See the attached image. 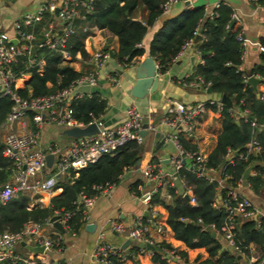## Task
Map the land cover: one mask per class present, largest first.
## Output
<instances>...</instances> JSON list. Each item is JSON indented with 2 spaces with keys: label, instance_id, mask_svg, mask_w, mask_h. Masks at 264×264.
Returning <instances> with one entry per match:
<instances>
[{
  "label": "trees",
  "instance_id": "16d2710c",
  "mask_svg": "<svg viewBox=\"0 0 264 264\" xmlns=\"http://www.w3.org/2000/svg\"><path fill=\"white\" fill-rule=\"evenodd\" d=\"M163 1L165 0H91V10L81 11L83 18L75 21V33L67 40L65 49L70 59L88 60L94 52L108 50L121 67L134 64L144 53L137 44L141 42L147 27L161 15L160 4ZM262 1L264 0H258V3ZM139 7L144 11L141 20L135 19V12ZM231 13V8L224 3H219L212 15L207 17L201 5L184 7L178 14L162 20L148 44L147 52L157 61L159 71L163 72L178 54L181 45L194 39L195 32H199L201 39L197 52L202 62L193 67L192 75L209 81L208 92L214 91L224 95L232 107L246 110L251 119L259 125V129L254 130L250 121L236 118L229 106L223 103L221 132L217 136L215 147L206 158V165L211 168L222 167L220 176H229L224 181V185L229 186L235 185L248 167L253 174H248L245 181L254 192L263 191L264 195V90L262 93L254 91L245 81L250 75L264 76V53H260L261 63L254 65L248 73L239 69L242 46L236 40V34L240 27L235 21L231 23ZM90 24L97 28L94 35L82 30ZM92 42L98 47L93 48ZM258 42L264 49V37H259ZM37 54L43 55L44 58L41 73H37L35 68H27L25 58L21 57L11 66L15 73L22 71L29 74L28 81L21 88L15 89L19 96L51 93L67 86L79 75L70 67L61 66L57 53L42 50ZM10 105L8 96L0 95V124L4 121ZM104 106V100L92 94L71 103L74 118L83 124L91 117L98 118ZM252 135L260 145V151L223 166L222 158L226 149L236 153L242 152L244 143ZM140 150V143L127 141L113 156H103L94 164L79 169L73 179L59 177L55 188H59L60 192L51 196L46 206L34 205L29 208L28 199L23 194L9 199L0 205V233L16 231L27 220L42 222L51 217L54 211H73L78 192L92 195L95 193L92 189L95 185L117 183L120 175L134 167L140 159ZM10 174V164L2 155L0 144V185L9 179ZM178 174L192 188L196 204L189 205L183 197L171 192V203L164 205L167 212L165 223L173 238L183 243L186 249L202 248L207 257L202 261L194 260L188 263L184 251H176L160 241L153 244L150 255L152 264H179L173 256L167 255L166 251H172V255L178 256L183 264H236V256L227 250L222 251L220 242L211 237V230L208 228L213 225V231L218 234L223 229L224 212L219 207H213L212 203L218 201L217 196L223 197L225 189L220 188L215 181L197 177L184 166ZM70 176H73L72 172ZM157 195L155 193L150 202L157 201ZM80 217V213L75 212L68 219L67 226L70 230L76 231L82 225ZM197 218L200 219V224L196 223ZM204 225L206 227L203 228ZM235 234L244 254L248 253V245L253 243L258 248L256 260L264 257V219H261L259 227H255L253 222L241 221L235 228ZM125 260L122 264H125ZM0 264H10V260L0 261ZM261 264H264V260Z\"/></svg>",
  "mask_w": 264,
  "mask_h": 264
},
{
  "label": "built area",
  "instance_id": "2783aa9c",
  "mask_svg": "<svg viewBox=\"0 0 264 264\" xmlns=\"http://www.w3.org/2000/svg\"><path fill=\"white\" fill-rule=\"evenodd\" d=\"M190 2V0H186ZM247 2L258 4V0H246ZM177 0H165L160 4L161 15H167L172 5ZM91 0H41L35 9L25 11L19 19L13 21L14 38L10 41L4 34L0 33V95L8 96L11 101L10 109L0 124V130L4 131L0 139L1 153L9 161L10 177L0 185V205L19 194H29L35 199L36 205L42 206L43 198L51 196L56 189L55 184L59 177H70L73 179L77 171L89 164H94L103 156H113L117 150L127 141L141 142L140 130L144 123V116L135 107L129 106L125 109V116L121 122L114 127H106L99 118L91 119L83 124L73 116L71 103L80 99L88 92H83L80 87L87 86L88 89L94 87L99 76L96 72H86L79 74L67 86L57 89L51 93L39 96L21 97L16 92L17 83L26 77V72H13L11 66L21 57L25 58L27 68H35L37 73H41L44 66L43 55H38L39 51L57 53L61 63L72 61L65 49L67 40L75 33V21L82 19L81 11L91 10ZM264 6V1L260 3ZM218 4L216 5V7ZM230 21H236V15L231 13ZM56 22V24H55ZM97 30L95 26H92ZM227 27V25L225 26ZM83 32L89 33L90 27H84ZM199 32H195V35ZM236 40L243 46L241 31L236 34ZM193 39L183 43L180 47L178 57L183 50L192 44ZM139 47V44H137ZM110 51L100 50L94 52L90 57L92 65L101 69L110 59ZM172 59L171 62H173ZM202 62V61H201ZM157 72L159 65L154 61ZM253 76L254 75H250ZM113 87H119L120 82L116 71L106 73L104 76ZM255 77L263 78L255 75ZM196 81L189 82L190 85L198 84L206 89L209 81H204L202 77L196 76ZM247 79V78H246ZM245 79V81H246ZM182 85H187V77L181 81ZM263 92V91H262ZM261 92V93H262ZM215 106L216 111L221 112L223 105L220 102H194L185 104L177 100L169 101L165 111L161 113L159 124L167 127L171 132L163 135V140L171 142L176 149L177 158L172 160L173 171L177 172L183 167L185 161L189 162L186 169L194 172L197 177L207 181H216L220 188L225 189V193L218 201H213V207H219L224 212L222 231L220 233L224 247L234 253L243 255L235 228L238 218L244 217L249 222H253L255 227H259L261 219H264V200L260 207L256 206L249 198L239 193V189L250 187V184L242 178L233 186L224 185L225 179L229 176H216L214 170L206 165V158L195 150L186 149L180 142V138L192 137L200 117L211 107ZM230 110V109H229ZM242 118L250 121V126L254 130L259 129L252 119H248L245 110L241 114ZM28 118L29 123L25 124L24 119ZM94 123L97 132L70 138L66 142L55 144L41 143V129L43 125H53L61 130L72 127H84ZM240 153L226 149L224 153L225 164H231L235 159H244L249 154H257L260 145L251 138L243 145ZM51 155L50 167L46 166V156ZM73 176H70V173ZM141 176L152 183V186L143 192L139 199L150 209V217L135 218L130 225H124L116 219H108L107 227L109 231L117 234H124L127 239L141 241L145 246L151 245L148 229L154 224L155 211L151 208L150 199L159 188L165 185V178L170 177V173L161 170L159 164L149 163L140 170ZM253 174V173H251ZM113 183L95 185L92 195H86L83 191L78 192L73 211L58 212L57 220L64 231H67V221L75 213H80L82 224L87 223L88 211L94 205L98 195H107L111 192ZM182 195L187 197L190 205H195L196 201L192 190L181 183ZM78 199V200H77ZM50 218V217H49ZM49 218L42 222L27 220L16 231H3L0 233V261L15 258L22 264H60L53 263L49 258L50 253L60 248L59 238L54 236L48 227L51 226ZM196 223L200 224L199 218ZM206 225L203 226V228ZM208 228L213 231L214 226ZM157 232L161 233V227H157ZM73 234V232H72ZM97 242L89 256L92 264H122L124 255L117 248L105 242L103 232L97 233ZM24 242L32 246H41L40 253H32L26 250L23 256L14 255V249ZM145 250V247L141 249ZM251 244L248 245V252L252 251ZM180 264L182 260L172 255V251H166ZM255 257H249V264H261Z\"/></svg>",
  "mask_w": 264,
  "mask_h": 264
},
{
  "label": "crops",
  "instance_id": "0c3cea01",
  "mask_svg": "<svg viewBox=\"0 0 264 264\" xmlns=\"http://www.w3.org/2000/svg\"><path fill=\"white\" fill-rule=\"evenodd\" d=\"M184 1L185 0L175 2L167 15L158 16L153 24L147 27L139 43V47L144 50L141 58L148 56V44L164 18L178 14L184 7L198 5L203 6L204 15L206 17L211 16L216 5L224 3L228 5L232 13L236 15L235 22L240 27L243 38L239 69L248 73L254 65L261 63L260 53H264V49L259 44L258 38L264 37V6L260 3L254 4L246 0H190L187 5L184 4ZM40 2L41 0H0V33L4 34L10 41H13V21L19 19L25 11L35 9ZM143 15L144 11H142L140 7L137 8L135 19L141 20ZM92 26L94 25H88V27H90L89 33L94 35L97 30ZM200 39H193L192 44L186 47L173 62L168 63L163 72L158 70L157 89L143 98H134L130 96L129 93L130 87L135 80L134 67L141 58L128 67H121L116 63L114 58H111L112 65H110L108 61L99 70L92 65L89 59L80 60L75 58L70 62L61 63V66H68L79 74L86 72L98 73L99 80L97 84L86 91L89 93V96L84 95L83 97H90L92 94L104 100L105 106L103 112L98 116L104 126L114 127L123 120L125 109L129 106H133L144 116L143 122L147 123L148 128L144 140L141 139L140 142L141 150L140 159L138 160L139 164L136 165L135 163L134 167L125 170L120 175L117 183H115L109 194L97 196L94 205L88 211L87 223L82 224L76 231L67 229V231L60 232L52 227V225L48 227V230L59 238L60 243V248L49 255L53 263L92 264L89 254L97 242V233L102 231L104 236L103 240L121 251L126 259L125 264H152L150 255L153 249L147 248V245L145 246L141 241L127 239L124 234H117L109 231L106 222L108 219H116L124 225H130L135 218L150 217V209L139 199V196L152 186V183L147 182L140 174V170L149 163L159 164L163 172L171 174L170 177L167 176L165 178V185L156 192L158 194V200L150 202L151 208L155 211L153 218L154 224L148 229L152 243L163 241L176 251H184L188 263L194 260L202 261L207 257L206 252L202 248L186 249L183 243L173 238L172 232L165 223L167 212L164 205L171 203L172 198L170 193L172 192L184 198L185 195L181 194L183 192L181 183L188 186L191 190L192 188L187 185L183 177L178 174V171H173L172 160L177 158V152L171 142H165L163 140V135L171 132V130L159 124L160 115L165 111L171 100H177L185 104L212 101L213 103L220 102L223 105L220 101V93L214 91L208 92L207 88L204 89L198 84L190 85L189 83L196 81V76L192 75L193 67L201 63V58L197 52V45ZM92 45L93 48L98 47L95 42H92ZM154 61L156 60L154 59ZM112 71H116L120 82L119 87H113L104 77L106 73ZM128 72L130 73L128 74ZM184 77H187L189 84L182 85L181 81ZM256 78L260 79L261 82L256 84L255 90L261 93L264 90V79L259 77ZM28 79L29 74H26V77L17 83V87L21 88ZM229 109L236 118H242L241 114L244 110L232 107L231 104ZM245 115L248 119H251L246 110ZM24 123H29L28 118L24 119ZM152 124L154 125L153 129L149 127ZM155 132H159L160 137L155 139ZM220 132L221 112L216 111L215 106L211 105L200 117L193 136L188 138L182 137L180 141L184 148L187 147L186 149L195 150L207 158L208 154L215 147L216 139ZM67 138L69 137H62L59 143L66 142L68 140ZM41 143L44 145L50 142H45L41 137ZM222 163L224 166V155ZM183 166L185 168L188 167L189 162L185 161ZM221 168L222 167L213 168L215 172L214 175L219 177L220 171L222 170ZM250 173L252 172L248 168L247 175ZM245 178L242 179L245 180ZM262 189H264V186ZM59 192L60 189H56L51 196L57 195ZM239 193L249 198L250 201L258 207L261 206L264 200L263 191L254 192L251 186L239 189ZM23 195L28 199L27 205L29 208L36 205L33 196L26 193H23ZM51 196L43 198L42 201L44 204H42V206L48 204V200ZM219 198V196L216 197L217 200ZM185 200L187 201V197ZM241 221L249 222L246 218L239 217L237 225ZM86 224L93 225L91 230L85 229ZM158 226L162 229L161 233L156 231ZM214 237L220 242L222 251L227 250L236 256V264H249L250 256L257 259L258 248L255 244L251 243L253 248L252 251H249L247 254L239 255L224 247L220 234L214 232ZM126 240H128V242L124 244ZM123 244L124 246L122 247ZM153 244L150 246L154 248ZM143 246L145 247L144 251L141 250ZM26 250L24 246L20 245L14 249V255L23 256ZM9 260L10 264H22L15 258H9ZM168 264L174 263L169 262Z\"/></svg>",
  "mask_w": 264,
  "mask_h": 264
},
{
  "label": "water",
  "instance_id": "95a60500",
  "mask_svg": "<svg viewBox=\"0 0 264 264\" xmlns=\"http://www.w3.org/2000/svg\"><path fill=\"white\" fill-rule=\"evenodd\" d=\"M184 4L187 5L188 1L185 0ZM231 23H232V21H231ZM198 39H200L199 34L195 35V37H194V40H198ZM110 55H111V58H113V54L110 53ZM134 77H135V80H134V82L131 85L130 90H129L130 96H132L134 98H143L147 94H151L157 89L158 72H157V69L155 67L154 59L152 56L148 55V56H144L141 58V60L134 67ZM260 82H261L260 79L253 77V76H248L246 79V84L250 85L254 91H256L255 90L256 84L260 83ZM80 90H82L83 92H86V91H88V87L82 86V87H80ZM220 101L222 103H225L227 106H230L228 99L226 97H224V95H221ZM249 118H251V117H249ZM141 127L142 128L140 130V136H141V139L144 140V136L146 135L148 125H147V123H143ZM149 127L153 129L154 125L152 124ZM95 132H97V127L94 123L88 124L84 127H72L69 129L62 130V134L66 135L68 137H71V138H76L78 136H84V135H90V134H93ZM158 137H160V133L155 132L154 138L156 139ZM51 161H52V156L47 155L46 156V166L47 167H50ZM138 164H139V161L136 162V165H138ZM247 172H248V168H246L242 174L243 179L246 177ZM184 199H186V196L184 197ZM49 221L51 222L52 227L59 230L60 232L64 231L62 226L60 225V223L57 220V215H52L49 218ZM92 227H93V225H91V224L85 225L86 230H91ZM210 235H211V237H214V232L211 231ZM127 242H128V240H126L124 244H126ZM124 244L122 245V247L124 246ZM20 245L24 246L25 249H27L29 252H32V253H40L42 251L41 246H32V245H28L24 242H20ZM146 247L149 249H153V247L150 245H147Z\"/></svg>",
  "mask_w": 264,
  "mask_h": 264
},
{
  "label": "rangeland",
  "instance_id": "374dc122",
  "mask_svg": "<svg viewBox=\"0 0 264 264\" xmlns=\"http://www.w3.org/2000/svg\"><path fill=\"white\" fill-rule=\"evenodd\" d=\"M56 24V22H55ZM112 60H109V64L112 65ZM130 72H128L129 74ZM61 129L54 127L53 125L45 124L41 129V137L45 142L60 144L59 141L62 137H67L61 133ZM4 131L0 130V139L2 138ZM71 137L67 138L70 139Z\"/></svg>",
  "mask_w": 264,
  "mask_h": 264
}]
</instances>
